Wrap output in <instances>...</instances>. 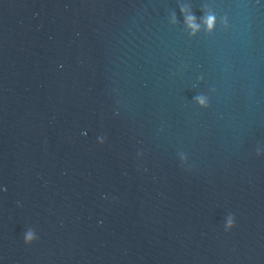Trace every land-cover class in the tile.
<instances>
[{
  "label": "water",
  "instance_id": "95a60500",
  "mask_svg": "<svg viewBox=\"0 0 264 264\" xmlns=\"http://www.w3.org/2000/svg\"><path fill=\"white\" fill-rule=\"evenodd\" d=\"M0 264H264V0H0Z\"/></svg>",
  "mask_w": 264,
  "mask_h": 264
},
{
  "label": "clouds",
  "instance_id": "9594fccd",
  "mask_svg": "<svg viewBox=\"0 0 264 264\" xmlns=\"http://www.w3.org/2000/svg\"><path fill=\"white\" fill-rule=\"evenodd\" d=\"M194 21H195V17H194V16H188V17L186 18V24H187V27L190 28V29H192L193 34H194L195 31H197L198 28H199V25L195 24ZM203 24H204V26H205V30H206L207 32H211V31L214 29L215 24H216V17H215V15H213V14H208V15H206V16L203 18ZM225 26H226V22H225ZM197 102H198L201 106H203L204 103H205L203 97H197ZM228 225H229V227L232 225V221H231V219L229 220ZM34 238H35V237H34L33 232H32L31 230H29V231L26 233L25 237H24V243H25L26 245L31 244V242L34 240Z\"/></svg>",
  "mask_w": 264,
  "mask_h": 264
}]
</instances>
